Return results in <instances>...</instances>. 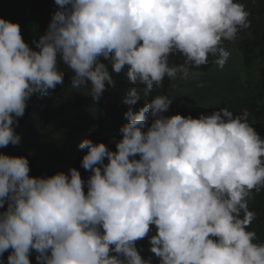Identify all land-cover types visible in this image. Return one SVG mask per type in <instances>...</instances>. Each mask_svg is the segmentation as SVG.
I'll return each mask as SVG.
<instances>
[{"label":"clouds","instance_id":"1","mask_svg":"<svg viewBox=\"0 0 264 264\" xmlns=\"http://www.w3.org/2000/svg\"><path fill=\"white\" fill-rule=\"evenodd\" d=\"M54 2L46 32L31 44L18 22L0 17V148L20 143L16 127L31 97L64 85L61 65L71 87L95 100L122 75L127 122L114 150L90 138L79 144L87 180L75 166L34 176L27 156L0 152V264H32L33 252L36 264H264V242L249 230V200L264 188V137L247 110L167 116L172 98H147L210 57L223 67L224 42L250 26L246 5ZM176 53L179 66L169 63ZM145 237L148 258L137 248Z\"/></svg>","mask_w":264,"mask_h":264},{"label":"trees","instance_id":"2","mask_svg":"<svg viewBox=\"0 0 264 264\" xmlns=\"http://www.w3.org/2000/svg\"><path fill=\"white\" fill-rule=\"evenodd\" d=\"M241 2L250 13V26L241 31L234 42H224L230 53L225 65L218 66L210 57L207 65L189 68L187 77L178 72L174 79L165 78L163 87L147 97L166 94L172 98L165 115L179 113L198 117L201 113L210 114L225 107L234 114L247 110L249 123L257 132L264 131V0ZM57 7L54 0H30L29 8L13 9L0 3V17L18 22L24 39L31 44L34 37L46 32ZM183 59L176 53L170 56L169 63L179 66ZM61 69L66 73L64 85L57 86L47 96L31 97L16 127L20 143L0 148V152L27 156L30 174L34 176L53 175L61 170L67 172L75 166L87 180L90 173L81 166L87 150H80L79 144L90 138L115 149L113 137L122 138L119 129L127 122L125 113L129 106L124 99L129 85L122 75L116 77L115 86H109L100 99L95 100L85 94V90L73 89L71 72L63 65ZM145 102L142 98L132 107L138 111ZM249 209L256 214L249 230L257 233V242H264V188L259 192L253 190ZM137 248L144 258L152 255L148 250V237L138 241ZM8 255V252L4 254L5 261ZM30 259L36 264L35 252ZM153 264H159L155 257Z\"/></svg>","mask_w":264,"mask_h":264},{"label":"rangeland","instance_id":"3","mask_svg":"<svg viewBox=\"0 0 264 264\" xmlns=\"http://www.w3.org/2000/svg\"><path fill=\"white\" fill-rule=\"evenodd\" d=\"M0 3L5 7H9L10 9L15 7L29 8L30 6V0H0ZM258 133L261 135V137H264V131L262 129H259Z\"/></svg>","mask_w":264,"mask_h":264}]
</instances>
